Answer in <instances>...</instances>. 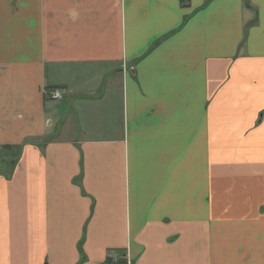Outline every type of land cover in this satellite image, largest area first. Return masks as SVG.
<instances>
[{"label":"crops","instance_id":"obj_1","mask_svg":"<svg viewBox=\"0 0 264 264\" xmlns=\"http://www.w3.org/2000/svg\"><path fill=\"white\" fill-rule=\"evenodd\" d=\"M0 264H264V0H0Z\"/></svg>","mask_w":264,"mask_h":264},{"label":"built area","instance_id":"obj_2","mask_svg":"<svg viewBox=\"0 0 264 264\" xmlns=\"http://www.w3.org/2000/svg\"><path fill=\"white\" fill-rule=\"evenodd\" d=\"M49 98L59 100L64 97V90L60 88H54L46 91Z\"/></svg>","mask_w":264,"mask_h":264}]
</instances>
